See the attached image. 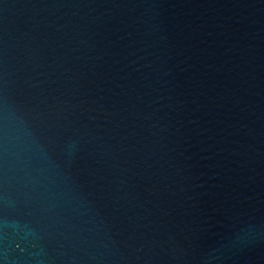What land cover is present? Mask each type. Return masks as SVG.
Masks as SVG:
<instances>
[{"label":"water","instance_id":"95a60500","mask_svg":"<svg viewBox=\"0 0 264 264\" xmlns=\"http://www.w3.org/2000/svg\"><path fill=\"white\" fill-rule=\"evenodd\" d=\"M0 264H264V0H0Z\"/></svg>","mask_w":264,"mask_h":264}]
</instances>
